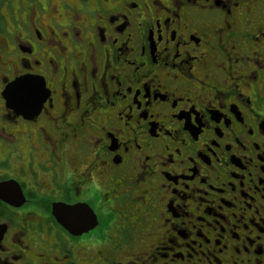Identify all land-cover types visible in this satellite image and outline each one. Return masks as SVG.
Listing matches in <instances>:
<instances>
[{"label":"flooded vegetation","instance_id":"obj_1","mask_svg":"<svg viewBox=\"0 0 264 264\" xmlns=\"http://www.w3.org/2000/svg\"><path fill=\"white\" fill-rule=\"evenodd\" d=\"M0 264H264V0H0Z\"/></svg>","mask_w":264,"mask_h":264},{"label":"snow or ice","instance_id":"obj_2","mask_svg":"<svg viewBox=\"0 0 264 264\" xmlns=\"http://www.w3.org/2000/svg\"><path fill=\"white\" fill-rule=\"evenodd\" d=\"M35 89L33 86L25 83L10 85L7 98L10 106H20L21 108L29 107L35 103ZM81 219L86 220L83 211L80 212Z\"/></svg>","mask_w":264,"mask_h":264},{"label":"water","instance_id":"obj_3","mask_svg":"<svg viewBox=\"0 0 264 264\" xmlns=\"http://www.w3.org/2000/svg\"><path fill=\"white\" fill-rule=\"evenodd\" d=\"M17 83H25L27 85H30V86H33L34 89H35V97L40 94L42 92V89H43V82L39 81V80H36V79H33V78H21L20 80L17 81ZM7 95H8V90L5 91V94L4 96L7 98ZM61 211V208L60 207H57V206H54L53 208V213L59 217V220H62L65 216H61V214H59V212ZM67 231H69L70 233L73 232V229H66ZM77 230V233H81V232H85L89 229H76Z\"/></svg>","mask_w":264,"mask_h":264}]
</instances>
